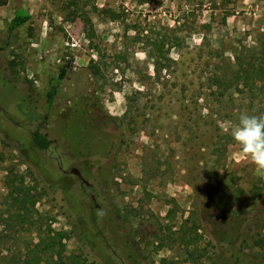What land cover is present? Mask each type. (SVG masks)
<instances>
[{
    "label": "rangeland",
    "instance_id": "rangeland-1",
    "mask_svg": "<svg viewBox=\"0 0 264 264\" xmlns=\"http://www.w3.org/2000/svg\"><path fill=\"white\" fill-rule=\"evenodd\" d=\"M263 55L264 0H8L0 264L56 232L40 264H264V169L232 136L241 112L264 115V76L236 75Z\"/></svg>",
    "mask_w": 264,
    "mask_h": 264
},
{
    "label": "trees",
    "instance_id": "trees-1",
    "mask_svg": "<svg viewBox=\"0 0 264 264\" xmlns=\"http://www.w3.org/2000/svg\"><path fill=\"white\" fill-rule=\"evenodd\" d=\"M7 2H8V0H0V7L5 6L7 4ZM139 3L140 4H146V3H148V0H139ZM29 19H30V15L28 13L21 11V10L15 11L13 14V17L11 18V20L9 22L7 30L9 32L15 30L18 27L25 24ZM164 46H165V42L163 41L162 38H160L154 42L153 49L156 53L160 54L163 51ZM249 62H251L250 59H249ZM249 62H245L246 65L244 67H242V69H238V72H236V75H239V78H241L242 75H246V74L249 75L250 72L252 71V73L257 72L256 74L258 76H260L259 79H257V80H259V81L262 80V77L264 76V63H261V64L257 63L258 65L255 64V66H256V68H255L252 65H250ZM64 68L65 69L61 70L57 80L62 79L64 77L67 65ZM236 77H238V76H236ZM217 79H218V77H214L213 80L217 82ZM55 93H56V86H53L51 88V90L47 93V98H48L49 102L53 99ZM32 142H33V146L39 151H46L49 148V146L52 144V142L45 135H43L42 133H40L38 131H35L33 133ZM91 151L94 152L95 149L93 150V148L90 147L89 151H88L89 154H91ZM18 190H20V189L18 188V189L14 190V192H15L14 201L17 204L16 205L17 211H19L21 209L25 210V205H26L27 200H29V195L27 193H24L23 195L20 196V198H18V195H17ZM26 191H28V189ZM17 216L21 218V216H19V215H17ZM9 217H11V216H9ZM64 236L65 235L62 232H56L51 237L49 235H47L46 236V239H47L46 244H44V240L41 237L39 239V241L36 244H34L32 249L29 250L32 254L29 253V256L28 255L24 256V259H30L29 261L24 262V264H40V259H43L42 254H45V253L47 254L46 255L47 258L52 262V260H53L52 257L55 254L54 252L59 251L60 248L63 247L61 242H62ZM55 241L57 243V245L55 244L57 249H55V246H54ZM251 242H252V245L254 247H256L262 253H264V234L256 233L255 235L252 236ZM47 252H50V253H47Z\"/></svg>",
    "mask_w": 264,
    "mask_h": 264
},
{
    "label": "clouds",
    "instance_id": "clouds-1",
    "mask_svg": "<svg viewBox=\"0 0 264 264\" xmlns=\"http://www.w3.org/2000/svg\"><path fill=\"white\" fill-rule=\"evenodd\" d=\"M232 136L243 153L258 168L264 169V115L241 112ZM100 215H103L101 212Z\"/></svg>",
    "mask_w": 264,
    "mask_h": 264
},
{
    "label": "water",
    "instance_id": "water-1",
    "mask_svg": "<svg viewBox=\"0 0 264 264\" xmlns=\"http://www.w3.org/2000/svg\"><path fill=\"white\" fill-rule=\"evenodd\" d=\"M71 172H72L74 175H76V176H80L79 172L76 171L75 169H71Z\"/></svg>",
    "mask_w": 264,
    "mask_h": 264
},
{
    "label": "flooded vegetation",
    "instance_id": "flooded-vegetation-1",
    "mask_svg": "<svg viewBox=\"0 0 264 264\" xmlns=\"http://www.w3.org/2000/svg\"><path fill=\"white\" fill-rule=\"evenodd\" d=\"M80 174V173H79ZM76 176V175H75ZM83 183H85L84 181H83V179L81 178V175L80 176H77Z\"/></svg>",
    "mask_w": 264,
    "mask_h": 264
}]
</instances>
